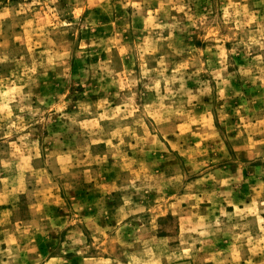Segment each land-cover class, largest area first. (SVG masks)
<instances>
[{"label":"clouds","instance_id":"obj_1","mask_svg":"<svg viewBox=\"0 0 264 264\" xmlns=\"http://www.w3.org/2000/svg\"><path fill=\"white\" fill-rule=\"evenodd\" d=\"M0 264H264V0H0Z\"/></svg>","mask_w":264,"mask_h":264},{"label":"rangeland","instance_id":"obj_2","mask_svg":"<svg viewBox=\"0 0 264 264\" xmlns=\"http://www.w3.org/2000/svg\"><path fill=\"white\" fill-rule=\"evenodd\" d=\"M169 215H170V213H169ZM163 219V218H162Z\"/></svg>","mask_w":264,"mask_h":264}]
</instances>
